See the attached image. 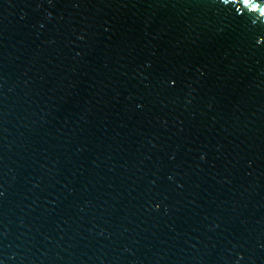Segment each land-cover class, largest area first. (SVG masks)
Returning <instances> with one entry per match:
<instances>
[{
  "label": "water",
  "instance_id": "obj_1",
  "mask_svg": "<svg viewBox=\"0 0 264 264\" xmlns=\"http://www.w3.org/2000/svg\"><path fill=\"white\" fill-rule=\"evenodd\" d=\"M0 264H264V1L0 0Z\"/></svg>",
  "mask_w": 264,
  "mask_h": 264
},
{
  "label": "bare ground",
  "instance_id": "obj_2",
  "mask_svg": "<svg viewBox=\"0 0 264 264\" xmlns=\"http://www.w3.org/2000/svg\"><path fill=\"white\" fill-rule=\"evenodd\" d=\"M264 1V0H263Z\"/></svg>",
  "mask_w": 264,
  "mask_h": 264
}]
</instances>
